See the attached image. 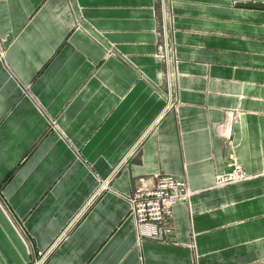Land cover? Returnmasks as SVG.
Instances as JSON below:
<instances>
[{"label":"crops","instance_id":"obj_1","mask_svg":"<svg viewBox=\"0 0 264 264\" xmlns=\"http://www.w3.org/2000/svg\"><path fill=\"white\" fill-rule=\"evenodd\" d=\"M0 38V264H264V0H0ZM161 174L194 194L139 242Z\"/></svg>","mask_w":264,"mask_h":264},{"label":"built area","instance_id":"obj_2","mask_svg":"<svg viewBox=\"0 0 264 264\" xmlns=\"http://www.w3.org/2000/svg\"><path fill=\"white\" fill-rule=\"evenodd\" d=\"M165 14V13H164ZM164 44L161 48V56L165 63L167 80H168V104L172 106V82H171V65L172 60L169 51V36L167 31V20L164 15L163 27ZM113 50V49H111ZM113 51H108L111 56ZM6 52L0 48V57L5 58ZM234 165L233 172L226 178H218V185H228L248 180V176L243 168L237 163L234 156H231ZM110 178L100 180V186L97 195L110 190ZM194 192L189 189L186 180H179L175 176L161 174L155 176L151 182L145 179L139 180L138 185L133 192L126 196L130 205V214L134 218L136 233L139 242L155 241L165 243L171 240L169 237L171 229L169 222L173 218L175 207L190 198ZM49 255V251L45 252ZM43 260L37 262L42 264Z\"/></svg>","mask_w":264,"mask_h":264},{"label":"rangeland","instance_id":"obj_3","mask_svg":"<svg viewBox=\"0 0 264 264\" xmlns=\"http://www.w3.org/2000/svg\"><path fill=\"white\" fill-rule=\"evenodd\" d=\"M5 41L6 40H4L3 38H0V48H1V50L3 51V52H7V47L5 46ZM109 51H113V53L115 52V53H117V50H109ZM118 54V53H117ZM0 61H2V62H4L5 64H7L6 63V59L5 58H1L0 57ZM25 92H26V94H30V89L29 88H27L26 90H25ZM50 120V123H49V127H50V129L51 130H57L58 129V123H57V120L56 119H52V118H50L49 119ZM78 153V152H77ZM77 156H79L78 154H77ZM103 181H104V179H102ZM2 193H0V195H1ZM11 215V214H10ZM12 216V215H11ZM13 217V216H12ZM20 224H21V222H20ZM16 225L20 228L21 227V229H20V231L23 233V230H22V224H21V226L19 225V224H17L16 223ZM24 234V233H23ZM25 235V234H24ZM47 252V251H46ZM45 252H40L39 253V258L37 259V260H34L31 264H37V262H40L41 260H43V257L45 256ZM48 257L49 256H46L45 257V259L43 260V262H42V264H45L46 263V261H47V259H48Z\"/></svg>","mask_w":264,"mask_h":264}]
</instances>
